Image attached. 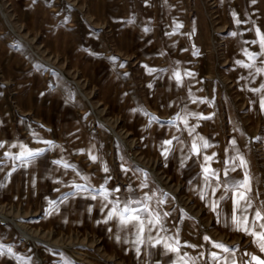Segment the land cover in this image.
<instances>
[{
	"label": "rangeland",
	"instance_id": "obj_1",
	"mask_svg": "<svg viewBox=\"0 0 264 264\" xmlns=\"http://www.w3.org/2000/svg\"><path fill=\"white\" fill-rule=\"evenodd\" d=\"M261 36L264 0H0V214L48 243L0 218V264L264 260Z\"/></svg>",
	"mask_w": 264,
	"mask_h": 264
},
{
	"label": "snow or ice",
	"instance_id": "obj_2",
	"mask_svg": "<svg viewBox=\"0 0 264 264\" xmlns=\"http://www.w3.org/2000/svg\"><path fill=\"white\" fill-rule=\"evenodd\" d=\"M260 46L262 49H264V36H261V38H260ZM29 155H31V153H29ZM92 159L95 160V157H93ZM243 163H244L243 160H241L242 165H243ZM205 171H208V169H205ZM237 196H238V199L236 201V204H237V208L239 209L240 202L242 200L246 201V197L244 196L243 193H239V192L237 193ZM105 199H107V195H105ZM145 210L146 209H131L129 206H125V208L120 213H117L116 208L114 207L108 215V220L113 219L114 216L118 217L119 222L122 226L132 225L133 227H135L137 229V233L139 236V234L144 231L145 221L143 219H141V217L139 215H137L136 213H137V211H145ZM125 214H127V215H125ZM255 218L258 221V220L264 219V216H261V213L259 211H257L255 213ZM234 222L236 223L237 230L243 231L246 235L253 236L255 243L259 247L260 251L264 252V232L257 233L255 231L250 230L247 227L248 221H247L246 217L242 221L236 220L234 218ZM148 223L149 224H153V223L158 224L159 219H158V217H154L152 220H149ZM254 224H255V222H254ZM259 226L261 229H264V224H260ZM205 240H208V238L205 237ZM142 242L143 241L140 239L137 240V243H142ZM214 246L217 248H222L224 251H229V249L225 248L221 244H215ZM137 250H139V249H137ZM170 250L171 251H178V249H175V248H172ZM252 260L255 261V264H264V260H261L259 257L253 256Z\"/></svg>",
	"mask_w": 264,
	"mask_h": 264
},
{
	"label": "bare ground",
	"instance_id": "obj_3",
	"mask_svg": "<svg viewBox=\"0 0 264 264\" xmlns=\"http://www.w3.org/2000/svg\"><path fill=\"white\" fill-rule=\"evenodd\" d=\"M0 218L2 220H4V221H7V222L11 223L13 225V227L19 232V234H21L25 239L32 240L35 243L36 242H43L45 244H48V243H46L47 241L45 242L43 239H40V237L37 238L36 236L35 237L31 236L30 233H27L28 231L25 230V227H23L20 224L16 223L14 220L9 219V218L1 215V214H0Z\"/></svg>",
	"mask_w": 264,
	"mask_h": 264
}]
</instances>
